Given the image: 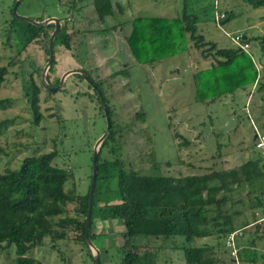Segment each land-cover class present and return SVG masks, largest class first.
Masks as SVG:
<instances>
[{"label": "rangeland", "instance_id": "374dc122", "mask_svg": "<svg viewBox=\"0 0 264 264\" xmlns=\"http://www.w3.org/2000/svg\"><path fill=\"white\" fill-rule=\"evenodd\" d=\"M112 1L124 7L123 13H117L114 7L117 13L114 22L130 21L131 13L172 15L183 2ZM13 3V0H0V65L7 66L0 87V122L5 124L0 135L3 150L0 173L6 168L16 169L25 156L54 151L51 164L69 172L64 190L72 191L75 196L85 192L90 181L93 144L103 133L106 121L94 89L88 87L81 74L70 73L61 80L62 74L70 69L86 71L99 83L111 111L109 121L114 134L112 139L100 143L99 162L118 159L125 169L176 177L236 168L248 159L264 157L254 147L255 131L264 133V89L258 90V84L250 86L248 92L237 90L208 104L194 102L191 73L209 65V59L202 58L197 50L190 48L187 55L179 53L164 58L153 67L142 65L122 45L129 24L116 37H107V33H112L109 31L93 35L97 39L102 37V41L93 38L91 44L85 39L88 31L112 24L107 18L102 25L96 23L90 0H19L15 14ZM186 6L198 18V32L218 46H232L227 34L264 36V7L251 8L240 0H187ZM215 9L223 15L220 21L227 19L222 24L214 20L213 14H219ZM79 13L81 21L73 19ZM18 16L41 18L39 21L56 16L66 23L70 49L62 45L53 47L54 64L45 71L49 85L62 81L56 91H50L42 80L48 56L45 38L39 36L28 42L23 29L29 22ZM51 23L44 26L50 30ZM249 53L264 81L258 65L261 61L264 66V56L251 43ZM109 55L113 58L101 59ZM30 78L39 88L38 123L33 122L24 98V87ZM96 195L100 200L118 202L114 179ZM252 197L249 200L243 197V203L233 205L239 211L234 220L240 233L235 239L236 251L240 250L233 258L237 261L229 256L222 237L205 236L189 244L209 246L208 256L213 264H254L247 261L250 257H254L255 264H263L264 216L253 207ZM99 205L102 204L98 203L94 211L92 232L96 236L91 243L99 250L100 264H117L123 226L116 220L99 221ZM74 206V203L66 205L68 215H75ZM243 223L247 224L242 226ZM77 236L78 231L67 226L63 238L54 241L44 238L42 245L32 248L28 256L35 264H94L93 249L82 244ZM135 243L153 252L155 264H184L182 252L174 248L179 243L176 237H140ZM14 258L13 246L1 250L0 264H14Z\"/></svg>", "mask_w": 264, "mask_h": 264}, {"label": "trees", "instance_id": "16d2710c", "mask_svg": "<svg viewBox=\"0 0 264 264\" xmlns=\"http://www.w3.org/2000/svg\"><path fill=\"white\" fill-rule=\"evenodd\" d=\"M240 1L251 8L264 7V0ZM186 2L183 0L182 7L179 6L172 15L140 13L133 16L131 13L130 21L114 22L113 16L124 11L122 4L112 0H90L97 21L103 23L107 18L112 20V24L88 33L108 32L115 26L129 24V31L123 37L127 48L136 63L150 67L164 58L186 53L190 48L197 50L202 58L209 59V65L191 73L194 102L208 104L221 95L233 94L237 90L248 92L253 84H258V90L264 89L261 73L250 55L238 47L218 46L212 40H205L198 32V18L187 10ZM126 3L129 4V0ZM114 7L117 8L116 14ZM216 11L220 13L219 9ZM50 28L29 23L23 29V34L27 35L28 42L39 36L45 38V52L48 55L47 42L53 23ZM67 29L66 23L61 22L52 49L55 46L57 49L58 45L70 49ZM242 41L255 45L264 55V36H245ZM53 64L52 59L48 68L52 69ZM261 71L264 73L263 65ZM6 73L7 66L0 65V87ZM85 73L96 89L100 90L109 117L111 111L103 90L98 82ZM38 92V86L30 78L24 87V98L34 123H38L41 118ZM99 109L103 115L100 103ZM2 122L0 135L5 127ZM113 134L110 121L109 134L102 144L112 139ZM174 135L177 136L176 133ZM2 152L0 145V154ZM54 156V151L28 155L21 159L16 169L6 168L0 173V252L5 247L13 246L14 264H35L36 261L28 256L29 251L41 246L46 237L51 241L63 238L67 226L78 231L77 239L86 244L84 223L90 181L81 195L75 196L72 191H65L64 183L69 172L51 164ZM113 179L118 202L98 199L96 194L108 186V181L113 183ZM242 190L244 194L241 196ZM251 195L253 207L264 216V157L261 156L248 159L236 168L175 177L125 169L118 159L99 162L97 154L89 238L92 241L96 236L92 232L93 216L97 204L101 203L97 215L99 221L116 220L123 226V242L117 249V264H155L153 252L135 243L140 237H176L179 243L174 248L182 252L184 264H213L208 256L209 246H192L189 241L211 235L224 239L227 233L237 228L234 220L239 211L233 205L243 203V197L249 200ZM68 203L75 205L72 209L74 216L67 214ZM237 254H240V250ZM261 257L264 264V255ZM247 261L255 264L254 257Z\"/></svg>", "mask_w": 264, "mask_h": 264}, {"label": "water", "instance_id": "95a60500", "mask_svg": "<svg viewBox=\"0 0 264 264\" xmlns=\"http://www.w3.org/2000/svg\"><path fill=\"white\" fill-rule=\"evenodd\" d=\"M19 3V0H14L13 6H12V12L15 14L16 13V6ZM19 18L26 20L27 22L31 23L32 25L35 26H44L46 25L48 22H52L53 23V28L52 31L49 35L48 38V42H47V50H48V56H47V61L44 65L43 71H42V80L45 84V86L50 90V91H56L60 85L62 84V78L65 75H68L70 73H79L81 74V76L85 79V81L87 82V84L94 89L96 96L98 97L101 109H102V113L103 116L105 118V129L103 131V133L96 139V141L93 144V149H92V157H91V179H90V184H89V190H88V204H87V210H86V214H85V223H84V240L85 243L87 244V246L90 249H93L94 253L91 252V257L92 260L94 262V264H100L99 261V250L91 243V240L89 238V219H90V210H91V205H92V195H93V189H94V183H95V177H96V160H97V150L98 147L100 145V143L108 136L109 134V130H110V121H109V117L107 115V110H106V106H105V102L102 98L101 92L100 90L96 89L95 85L91 82L90 78L88 77V75H86L84 72L80 71L79 69H70L65 71L62 74L61 80H59L58 84L55 86H51L49 85V83L46 80V76H45V71L46 69L49 67V65L51 64V61L53 59V51H52V42L53 39L55 37V35L57 34V32L60 30L61 28V21L57 18V17H51L44 19L42 21H37L34 19H29L26 17H22V16H18ZM226 20V18L222 21H220V24H222L224 21ZM243 39L245 38V36L242 37ZM253 44V43H252ZM85 122V120H84Z\"/></svg>", "mask_w": 264, "mask_h": 264}, {"label": "built area", "instance_id": "2783aa9c", "mask_svg": "<svg viewBox=\"0 0 264 264\" xmlns=\"http://www.w3.org/2000/svg\"><path fill=\"white\" fill-rule=\"evenodd\" d=\"M223 17L222 14H217L214 13V20H216V22L219 20H221ZM228 38L232 44V46L234 47H238L239 49L243 50L244 52L248 53L251 57V54L249 53V48H250V43L242 41V35H239L237 33L233 34V35H228ZM255 131V130H254ZM255 142H254V147L257 150H260V152L262 153V155H264V133L262 132H258L255 131V138H254ZM239 230H233L229 233L226 234V236L224 237V245L226 246L228 252H229V256L233 259L236 257L237 251H236V244H235V239L236 237L239 235ZM234 260V259H233ZM236 260V259H235ZM234 260V262H235ZM237 261V260H236Z\"/></svg>", "mask_w": 264, "mask_h": 264}, {"label": "crops", "instance_id": "0c3cea01", "mask_svg": "<svg viewBox=\"0 0 264 264\" xmlns=\"http://www.w3.org/2000/svg\"><path fill=\"white\" fill-rule=\"evenodd\" d=\"M131 3H133V2H131ZM134 4V3H133ZM135 5V4H134ZM91 7V6H90ZM91 10H92V8H91ZM80 14L81 13H79L78 15H77V18H75V17H73V19H80V21H81V16H80ZM94 16H95V14H94ZM56 17V16H55ZM96 17V16H95ZM58 19H61L60 17L58 18ZM94 20H95V18H94ZM79 21V22H80ZM96 21V23H100V22H98L97 21V19L95 20ZM101 25H102V23H101ZM128 26V25H127ZM102 28V27H101ZM100 27H98V28H96V29H101ZM123 26H121V25H118V26H115L113 29H111L110 30V32H112L111 34L110 33H107L106 34V36L107 37H110V35L113 37H116L117 36V33H121L122 31H123ZM68 30V29H67ZM126 31V33L124 34V35H126L127 33H128V31H129V27H128V30L126 29L125 30ZM109 32V31H108ZM105 33V32H104ZM94 34H96V32H93V33H88L87 34V36H86V40L87 41H89L91 44L93 43V41H92V39L94 38ZM109 34V35H108ZM101 36V35H100ZM94 40H100V41H102V40H104L102 37L100 38V39H97L96 37L94 38ZM123 46H125V48L128 50V48H127V44L125 43V41H124V39H123V44H122ZM121 45V46H122ZM101 47H102V49H104L105 48V46L104 45H101ZM253 47H256L255 45L253 46ZM96 50H95V48H94V52H95ZM184 54H186V53H184ZM178 55V54H177ZM187 55V54H186ZM99 56V55H98ZM264 56V55H263ZM68 57H71L72 58V56H69L68 55ZM100 58H101V56H100ZM107 58H113V55H109V57L108 56H104V57H102L101 59H104V61L107 59ZM260 60H262V59H260ZM200 64L202 63L200 60L198 61ZM259 63H258V65H259V68L261 69V67H262V65H261V61H258ZM205 65H206V63H205ZM74 67V66H73ZM153 67V66H152ZM203 68H205L204 67V65L202 66V67H198V68H196L197 70H199V69H203ZM195 69V70H196ZM194 70V71H195ZM193 71V68H191V72ZM261 75V74H260ZM262 76V75H261ZM191 81V83H192V87H193V82H192V79L190 80ZM246 103V102H245ZM251 113H252V111H251ZM258 126V125H257ZM259 127V126H258Z\"/></svg>", "mask_w": 264, "mask_h": 264}, {"label": "flooded vegetation", "instance_id": "af4514ba", "mask_svg": "<svg viewBox=\"0 0 264 264\" xmlns=\"http://www.w3.org/2000/svg\"><path fill=\"white\" fill-rule=\"evenodd\" d=\"M89 88H90V86H89ZM88 95H90V94L88 93Z\"/></svg>", "mask_w": 264, "mask_h": 264}]
</instances>
